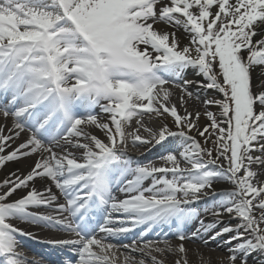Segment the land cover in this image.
I'll use <instances>...</instances> for the list:
<instances>
[{
	"label": "snow or ice",
	"instance_id": "snow-or-ice-1",
	"mask_svg": "<svg viewBox=\"0 0 264 264\" xmlns=\"http://www.w3.org/2000/svg\"><path fill=\"white\" fill-rule=\"evenodd\" d=\"M190 69L219 98H206L203 113L181 114L171 88L186 104ZM0 116L12 121L0 125V167L37 157L0 180V264H28L17 236L32 234L13 219L65 233L48 242L67 250L66 264H116L118 246L108 241L141 226L123 247L152 264H164L153 253L188 264L185 241L233 233L228 264L264 254V0H0ZM145 117L160 126L147 127ZM129 137L163 165L133 160ZM202 198L211 222L186 234ZM41 207L52 212L30 210ZM163 225L175 228L177 246L143 239ZM124 264L145 261L125 256Z\"/></svg>",
	"mask_w": 264,
	"mask_h": 264
},
{
	"label": "bare ground",
	"instance_id": "bare-ground-1",
	"mask_svg": "<svg viewBox=\"0 0 264 264\" xmlns=\"http://www.w3.org/2000/svg\"><path fill=\"white\" fill-rule=\"evenodd\" d=\"M161 27H164V25H161ZM169 30H171V29H169ZM177 34L180 37L182 44L187 42V39H188L187 33H185L183 31V29L178 30ZM184 79L191 80L193 82L188 87V91L193 93V95L190 98L185 97L186 104H181L179 98L182 95V92L178 87L173 86L171 88L173 95L170 97L169 102L176 104L178 110L181 111V114H183V111L185 108L187 109V111H190L193 113H195L196 111H200L201 113H203L205 111V108H206V106L203 104V101L206 98H210V97H216L217 98L218 92L214 89H208L206 87H202L201 82L206 84L207 80L204 77L200 76L198 73H196L195 70H192V69L188 70L184 75ZM209 110H211L213 112L218 111L216 106H212ZM96 111L100 114L101 119H106V116L103 113H100L99 109H96ZM136 119H138V117L133 118L131 124L127 127V131L131 132L137 127ZM206 122H207L206 118L201 116L199 124L201 126H203ZM145 123H146L147 127H151L153 129H155V128H158L160 126L161 121L158 119H155V118L152 119L151 121H148V118L145 117ZM169 123H171L170 118H169ZM11 124H12L11 118H9L8 120H4V118L2 116H0V125H6L7 127H11ZM6 131H7V129H6ZM90 131L92 132V134L97 135L100 138H103V133L101 130L95 129V128H90ZM192 134L196 135L195 131H193ZM140 135L147 137L148 133L146 131H144L143 129H141ZM24 139H25V136L22 134L21 137L17 139L16 143L18 144L21 141H23ZM197 139L200 140L201 138L199 136H197ZM211 146L212 145H210V144L208 145V147H211ZM11 147H15V145H12ZM144 148H147V146L133 145L131 142V137H129L128 147H127L128 153H131L130 149L141 151V150H144ZM8 150H11V148H9ZM132 153H135V152H132ZM254 154L259 155V153H254ZM76 155H79V153H76ZM36 159H37V157L33 156V157H29V158L22 159L19 161L6 163L3 167H0V180H3L4 178H6L8 176V174L10 172H14L17 169H19L20 171L26 172L27 170H29L30 166L35 162ZM135 160L139 161L141 163H147V162L151 161L157 167L162 166L164 163L163 161L157 159V153H156L155 149H153L151 152L143 153L140 157H138ZM181 166L185 167L188 165H186V163L183 160H181ZM254 169H255V166H254ZM255 170H257L258 174H259V169H255ZM260 179L264 180V176H260ZM149 183H150V181H145V186L147 187ZM35 186L37 187L38 190H41V191L44 188V184L41 180H37ZM216 187L217 188H219V187L230 188L231 185L222 184V185H216ZM52 190H53V192L57 191L54 187ZM113 195L118 200L125 198V194L123 192H120V191H114ZM210 204H211V201L207 200V198H202L201 202L192 204V207H194L197 211L200 212L199 217H197V218L194 217L193 219L188 221V222L192 223L193 227L195 225H197V226H195L196 230L199 228V224L196 223L197 219H201L205 223L211 222V219H212L211 216H209L203 212V209L207 206H210ZM33 209H35V208H33ZM37 210L44 211L45 213H51L52 212V209L43 208V207H41ZM17 220H19V219H17ZM17 220H14L13 224L18 226V227H23L24 229H27V230L33 231V232H37V231H41V233L43 232L41 226H37V225L31 224V223H23V222H20ZM223 220L225 223H228V222H231L232 224L237 223V221H229L228 216H224ZM223 226H224L223 224L218 225L217 230H219V228L223 227ZM162 227L163 226H161L160 231L158 229H156L152 232V234H153L152 238L148 239L146 237H143V239H145V240H163V239H161V236L163 237L165 235L166 238L171 242V244L173 246H177L179 244V241H178L176 235L174 234L175 229L173 228V229L169 230L168 228H162ZM191 232H195V231H190V230L185 231L186 234L191 233ZM233 234H225L222 238H218L216 240H208L207 244L203 243L200 239L185 241L184 242L185 246L188 249V252H187L188 264H228V258L231 255L229 248L232 247V245L227 244L226 241L229 239V235H233ZM101 235H103V234H101ZM128 235L124 239L116 238V239H110L108 241V242L114 243L118 246V249H119L117 252L118 259H117L116 264H124V257L125 256L134 257L137 261L144 260L145 264H152V261L149 258H147L146 256H142L136 252H129L123 247V245H131V243L129 242L130 239L133 241L134 239L138 240L140 237V234L129 235V236ZM204 239H208V237L205 236ZM235 243H236V241H233V245ZM17 248H21L19 241H18ZM153 254L156 255L159 259H162L164 261V264H174V261L176 259L180 258L179 254H165L164 256H160L158 253H153ZM253 262H255V264H264V254L254 253L251 256V258L249 259V264H253Z\"/></svg>",
	"mask_w": 264,
	"mask_h": 264
},
{
	"label": "rangeland",
	"instance_id": "rangeland-1",
	"mask_svg": "<svg viewBox=\"0 0 264 264\" xmlns=\"http://www.w3.org/2000/svg\"><path fill=\"white\" fill-rule=\"evenodd\" d=\"M219 94V93H218ZM217 98H219V96H217ZM201 138V137H200ZM201 140V143H202V145H204V138H201L200 139ZM207 147H208V145H207ZM215 154V153H214Z\"/></svg>",
	"mask_w": 264,
	"mask_h": 264
}]
</instances>
